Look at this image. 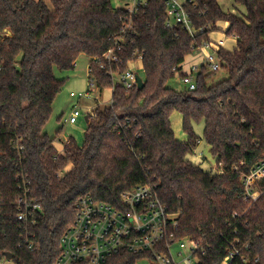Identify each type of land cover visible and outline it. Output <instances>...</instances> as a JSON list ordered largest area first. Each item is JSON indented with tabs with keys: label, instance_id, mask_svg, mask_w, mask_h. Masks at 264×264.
I'll return each mask as SVG.
<instances>
[{
	"label": "trees",
	"instance_id": "1",
	"mask_svg": "<svg viewBox=\"0 0 264 264\" xmlns=\"http://www.w3.org/2000/svg\"><path fill=\"white\" fill-rule=\"evenodd\" d=\"M197 2L189 7L192 21L206 31L192 37L181 26L166 27L164 0H148L134 14L111 0H0V136L11 152V139L21 138L24 165L43 204L31 228L33 250L20 245L14 208L3 213L0 260L12 252L14 264H53L79 197L118 204L123 191L149 183L179 215L177 238L192 237L207 248L202 264H221L237 237L249 261L232 264H264V181L252 203L241 180L264 157V0H234L245 9L238 14L218 0ZM220 21L237 39L233 51H218L228 76L210 84L211 72L203 67L195 90L169 85L192 45L209 41ZM120 37V60L109 63L103 55ZM136 50L143 55L145 86L126 90L108 71H125ZM81 54L91 58L100 92L113 88L112 101L89 116L83 143L72 137L60 154L56 136L45 131L67 81L56 71L74 70ZM175 111L183 116L186 141L172 128ZM197 121L204 123V140L222 173L189 158L203 139ZM140 258L124 252L104 264H137Z\"/></svg>",
	"mask_w": 264,
	"mask_h": 264
},
{
	"label": "built area",
	"instance_id": "2",
	"mask_svg": "<svg viewBox=\"0 0 264 264\" xmlns=\"http://www.w3.org/2000/svg\"><path fill=\"white\" fill-rule=\"evenodd\" d=\"M147 1L132 0V5L127 9L130 14H134L141 6L146 5ZM164 2L167 28L174 29L176 26H181L192 37L206 31L204 27H195L192 21L189 7L198 6L197 0H164ZM128 27H131V24ZM124 41V38L120 37L116 44L117 48L107 50L103 58L109 63L119 62L117 50H122ZM224 44V40L215 42L210 39L201 45H192L194 51L189 55L190 65H185L188 56L180 69H174L175 75L180 77L188 90L196 89V76L203 67L210 72H216L221 68L218 51L224 47ZM133 55L135 59L128 62L125 71L114 69L108 71L113 81L122 84L126 90L138 87V78L141 77L135 65L140 63L143 67V55L139 50L134 51ZM197 59L200 61H196ZM101 67L104 68L105 64L102 63ZM87 72L88 89L78 93L72 92L71 96L91 98L94 93L100 95L91 66ZM141 78L144 81V76ZM98 101L97 99V103ZM102 105L103 103L88 107L86 111L79 106L74 107L67 120L68 124H77L83 116L96 117V109ZM66 143L54 141L58 153L64 152ZM10 146L12 152L7 149L0 136V231L6 225L3 213H6L7 208H14V220L19 228L22 242L20 245L23 244L33 250L35 240L31 228L43 212V204L34 195L32 179L24 165L25 146L21 138H12ZM199 155L204 157L203 152ZM68 170L69 165L64 171ZM217 171L223 172L221 167ZM241 180L245 198L252 200V203L255 202L261 195L260 183L264 181V157L255 163ZM178 227L179 215L170 211L161 200L157 187L149 183L138 184L123 191L118 204H111L98 200L91 194H85L75 202L73 222L61 238V252L53 264L79 262L104 264L110 257L124 252L140 254L139 261L145 260L149 264H202L207 248L201 240L192 237L178 239L175 233ZM243 247L240 238L231 240L221 264H232L237 258L245 262L249 261L248 257L242 255ZM3 260L12 261L7 258Z\"/></svg>",
	"mask_w": 264,
	"mask_h": 264
},
{
	"label": "rangeland",
	"instance_id": "3",
	"mask_svg": "<svg viewBox=\"0 0 264 264\" xmlns=\"http://www.w3.org/2000/svg\"><path fill=\"white\" fill-rule=\"evenodd\" d=\"M114 7H124L128 8L132 5V0H111ZM145 1V0H143ZM229 3V0H222V4L225 7V4ZM222 26H225V24H221ZM221 27V26H220ZM222 34V31H219L220 35ZM224 36L227 38L228 45L231 46L234 42L236 43V37L235 36H228L224 32ZM192 56V55H191ZM80 61L79 62H87L88 56L86 54L80 55ZM191 58L190 56L187 58L185 65H190ZM184 65V66H185ZM135 69L137 70L138 74L141 75V77L144 76L143 67L140 63H137L135 65ZM57 75L59 77H66L67 78L66 84L62 90V92L58 95L54 102L53 106V115L49 123L47 124L45 131L51 136H56V141L59 138L65 139V138H75V140L82 144L84 140V133L87 126V121L85 120V117H81L77 124L71 125L68 124L67 120L73 110L74 107L79 106L83 110H85L86 106L91 103L92 105H95L97 101L93 100V98L88 99L89 101L85 100L84 98L79 100L78 97H71L70 92L75 91V93H78L80 91H86L88 89L89 84V75L87 70H85L84 67H78L76 66L74 70L70 72H61L59 70L56 71ZM228 76V73L225 69L222 67L216 71H211V76L209 77V83L214 84L217 83L223 79H225ZM169 85L172 87L178 89V90H184L187 89L186 85L182 82L180 77L178 75H175L170 81ZM111 89V88H106ZM105 89V90H106ZM111 91L107 92V96H110ZM93 94V93H92ZM97 95V93H94L93 96ZM100 100H104L105 95L103 93H100ZM79 101H81L79 103ZM105 105V103H103ZM103 106V105H102ZM178 113H176L177 115ZM179 116V115H178ZM175 117V116H174ZM195 132L198 136L203 138L201 141H199V145L197 146L194 153L190 154L189 158L191 161H193L195 164L200 165L206 170L213 169L217 171L220 166L217 164L216 157L212 155L210 152V147L204 140L203 131H204V123L203 121H197L194 123ZM176 133L178 131L184 132L182 123L179 124V129L176 127ZM59 132V133H58ZM185 133V132H184ZM203 152L204 157H201L199 154ZM72 165H69V170L71 169ZM0 264H14L12 261L7 260H0ZM138 264H149L145 260H140Z\"/></svg>",
	"mask_w": 264,
	"mask_h": 264
},
{
	"label": "crops",
	"instance_id": "4",
	"mask_svg": "<svg viewBox=\"0 0 264 264\" xmlns=\"http://www.w3.org/2000/svg\"><path fill=\"white\" fill-rule=\"evenodd\" d=\"M218 2L220 3V5L222 6V8L225 10V11H227V12H231V13H233V14H238L239 12H244L245 11V9H244V7L243 6H241V5H238V4H236L235 2H234V0H229V3H226L225 4V7L223 6V4H222V0H218ZM221 24H225V26H222ZM221 26V27H220ZM228 26H229V24L227 23V22H224V21H220V22H218L217 23V29L215 30V31H213V32H211L210 34H209V37H210V39L212 40V41H215V42H218L219 40H224L225 41V44H224V49H226V50H229V51H233L236 47H237V39H236V43L234 42L231 46H229L228 45V42H227V38L224 36V32H225V34H226V31H227V29H228ZM219 31H222V34H220V35H218L219 34ZM82 55V54H81ZM88 56V55H87ZM80 57V56H79ZM88 61L87 62H79L80 61V59L81 58H78V60L76 61V63H75V67L76 66H78V67H84L85 66V70H87L88 71V68H89V66H90V60H91V58L88 56ZM196 61H200V59H197ZM187 69V68H186ZM69 77V75L68 76H66V78H68ZM83 91V90H82ZM82 91H80V92H82ZM108 91H111V93H110V96L108 97L107 96V92ZM72 92H75V91H71L70 92V96H71V93ZM101 93H103L104 95H105V98H104V100L102 101V100H100V98H101V96L100 95H95V96H92L91 98H93V100H95V101H97V99L99 100L98 101V103L96 102V104H95V106L96 105H99V104H101V103H105V105L106 104H108L109 102H110V100H112V95H113V88H111V89H106V90H104L103 92H101ZM72 97V96H71ZM91 98H84L85 100H87V101H89L88 99H91ZM97 98V99H96ZM81 99H83V98H79V100H81ZM81 101H79V103H80ZM104 105V104H103ZM92 106H94V105H92L91 103H89V105L88 106H86V108H85V111H86V109L88 108V107H92ZM176 113H178L177 115H176ZM179 115V116H178ZM175 116V117H174ZM86 120V119H85ZM171 122H172V128H173V130H174V132H175V135H176V138L178 139V140H180V141H186L187 139H188V135L186 134V133H184V132H179L178 131V133H176V127L179 129V124H181L182 123V126H183V116H182V114L181 113H179V112H177V111H175L173 114H172V116H171ZM86 128H87V126H86ZM70 140V138H65V139H62V138H59L58 139V142H60L61 144H64V143H66V142H68ZM201 141V140H200ZM210 147V146H209ZM210 152H211V147H210ZM212 153V152H211ZM214 157V156H213ZM14 263V262H13Z\"/></svg>",
	"mask_w": 264,
	"mask_h": 264
},
{
	"label": "water",
	"instance_id": "5",
	"mask_svg": "<svg viewBox=\"0 0 264 264\" xmlns=\"http://www.w3.org/2000/svg\"><path fill=\"white\" fill-rule=\"evenodd\" d=\"M144 86H145V81H143V79H142L141 77H139V78H138V88H139V89H143ZM85 119H86V121H88V120H89V117L86 116ZM4 256H5L8 260H12L13 257H14V254H13L12 252H6V253L4 254Z\"/></svg>",
	"mask_w": 264,
	"mask_h": 264
}]
</instances>
